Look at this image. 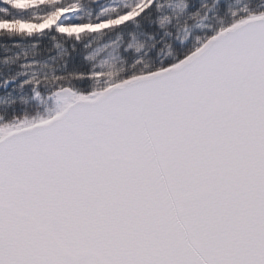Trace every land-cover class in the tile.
I'll return each mask as SVG.
<instances>
[{"label":"snow or ice","instance_id":"1","mask_svg":"<svg viewBox=\"0 0 264 264\" xmlns=\"http://www.w3.org/2000/svg\"><path fill=\"white\" fill-rule=\"evenodd\" d=\"M0 264H264V0H0Z\"/></svg>","mask_w":264,"mask_h":264}]
</instances>
